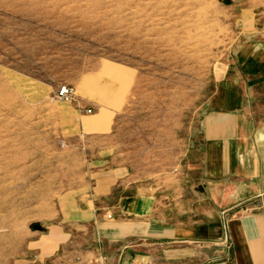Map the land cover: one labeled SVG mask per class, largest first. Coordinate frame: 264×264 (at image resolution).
Listing matches in <instances>:
<instances>
[{
    "label": "rangeland",
    "instance_id": "obj_1",
    "mask_svg": "<svg viewBox=\"0 0 264 264\" xmlns=\"http://www.w3.org/2000/svg\"><path fill=\"white\" fill-rule=\"evenodd\" d=\"M248 50L263 56L247 74L264 93V0H0V264H70L52 253L56 226L67 256L102 264L113 247L97 224L125 190L100 194L84 221L93 175L121 168L135 188L171 186L217 66Z\"/></svg>",
    "mask_w": 264,
    "mask_h": 264
},
{
    "label": "crops",
    "instance_id": "obj_2",
    "mask_svg": "<svg viewBox=\"0 0 264 264\" xmlns=\"http://www.w3.org/2000/svg\"><path fill=\"white\" fill-rule=\"evenodd\" d=\"M248 52L237 53L236 63L233 58L217 66L214 93L189 149L192 156L171 186L140 179L135 188L121 168L93 175L95 189L84 194L90 208L79 211L84 221L95 217L93 201L100 194L108 198L120 186L125 190L104 208L97 224L99 240L113 249L96 262L264 264V93L247 74L263 56ZM253 61L250 69L248 62ZM108 87L112 96L101 105L112 111L120 88L114 82ZM47 235L60 263L69 259L70 264H94L89 263L93 253H79L75 258L81 260L75 262L61 250L67 243L63 226Z\"/></svg>",
    "mask_w": 264,
    "mask_h": 264
},
{
    "label": "built area",
    "instance_id": "obj_3",
    "mask_svg": "<svg viewBox=\"0 0 264 264\" xmlns=\"http://www.w3.org/2000/svg\"><path fill=\"white\" fill-rule=\"evenodd\" d=\"M76 91L75 88L70 86H63L59 91V99L66 103H72L75 101ZM88 114L92 113L91 110L87 111Z\"/></svg>",
    "mask_w": 264,
    "mask_h": 264
}]
</instances>
